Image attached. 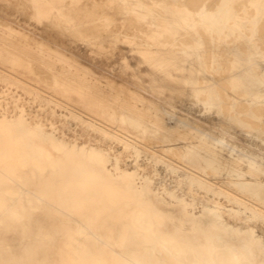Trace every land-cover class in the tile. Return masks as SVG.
Here are the masks:
<instances>
[{"label":"rangeland","instance_id":"obj_1","mask_svg":"<svg viewBox=\"0 0 264 264\" xmlns=\"http://www.w3.org/2000/svg\"><path fill=\"white\" fill-rule=\"evenodd\" d=\"M35 1L0 0V20L2 21H0V30L3 31L0 32V53L13 57L17 61L13 60L11 64L0 57V97H2L0 98V117L4 114L6 115L7 112L10 115L15 113L13 109L11 110L14 106L16 109H26L25 118L30 124H35L38 121L37 114H39L44 122H52L60 132L66 130L68 132L67 141L74 142L76 140L79 143L97 145V147L106 152L108 154L106 166L109 173L102 167V163L99 160H89L84 156L76 155L71 152L70 146L67 144L60 148L56 147L53 145V140L39 136L35 131H31L22 125H17L15 122H10L5 127L0 128V162L2 164L0 176L8 172V168L4 167V164L23 163L25 166L23 168L20 167L18 172L24 177L27 176L25 178L30 189L38 192L36 194L41 197V201L37 202L32 191H21L18 186L14 187L15 192H18L12 195L6 193L2 189L3 187L0 189V200L2 199L8 205H12L19 215L24 216L21 219L16 218L8 211H2V206L0 205V264H38L39 262L43 264H130L129 262L132 259L136 260L138 264H158L160 261L163 264H218L216 261L217 248L213 241L215 239H219L225 246L232 249L234 264H264V209H261L264 208V129H262L264 128V115L261 118L260 113H257V111H260L264 114V65L262 64L264 58H261L264 55V0H258L259 2L256 1L254 2L255 4L252 2L253 0H224L223 2L221 0H179L180 2L178 0H172V2L170 0L167 2L160 0L161 3L155 2L158 0H151L159 6L156 4L152 5L149 0H146L147 2L145 0H94L95 2L93 0H38L40 2L38 6ZM70 1L73 2L71 3ZM163 1L166 2V5H177V11L174 8L175 6H168L165 10L166 5L162 3ZM134 2L137 3L136 6L131 4ZM140 2L145 3L140 5ZM170 2L172 4H169ZM247 2L254 5H250ZM79 3L80 5H78ZM246 3L252 8L247 7ZM202 4L203 6H201ZM193 5L195 6L194 9ZM199 7L202 8L198 9ZM212 7L215 11H212ZM236 7L237 9H235ZM187 8L191 9L190 12H188L189 10L186 11ZM225 8L226 10L223 12ZM87 9L88 11H86ZM147 9H149V12H147ZM202 9L204 11H201ZM220 9L222 12H219ZM254 9L255 12L253 13L256 15L251 13ZM242 10H245L244 14H247L246 16L244 14L241 15ZM196 11L200 15L195 13ZM81 12H84V14ZM146 13L147 15H145ZM150 13H153V15L151 16ZM202 13L207 15L205 16L206 18L202 16ZM237 13H240L238 19L241 18V21L234 17L238 15ZM171 14H174V17L178 16L179 22L176 21L177 19L173 15L171 17ZM159 15L164 17V19ZM250 15L253 16L251 17ZM158 16L159 18H157ZM222 16L227 17L223 20ZM166 17L169 19H166ZM194 17H198L200 20L197 21L198 19ZM229 18L233 20L229 21ZM158 19L166 20L159 22ZM170 19L175 23L172 20L170 21ZM234 19L237 21L235 22ZM44 20L47 21V24ZM181 20L182 22L185 21V25ZM169 21L171 25L168 23ZM193 21L197 22L196 24L198 25H196L197 28L195 29ZM223 21L225 24L222 23ZM98 22L102 23V26L105 24L103 28L105 27L104 29L106 30H103ZM165 23L170 26H167V24L163 26ZM127 24L128 26H126ZM174 24H176L175 27L173 26ZM243 24L244 26H242ZM209 25L212 27H209L210 30L206 32L208 28L205 29L204 26L207 27ZM217 25L222 26H219V29ZM233 26L236 28H233ZM85 27L86 30L83 29ZM199 27H203V29ZM229 28L233 32H230ZM6 29L7 31H5ZM110 29L111 31H109ZM200 29L203 31L201 32ZM212 29L215 30L213 31ZM8 30L13 32L11 31L10 33ZM183 30H185V33H183ZM191 30H194L197 35L193 32L190 33ZM234 30L238 31L235 32ZM242 30H245V32L248 30L247 34ZM204 31L206 34L213 31L216 36H213V32L206 35ZM15 33L21 35L16 34L15 36ZM221 33L224 36L227 33L229 35L224 38ZM4 34L8 36L6 37ZM166 34L168 35L165 36ZM177 34L181 36L179 37ZM187 34H191L189 36L192 39L194 36L197 38L193 39L195 41L190 40L189 37L187 38ZM198 34L203 40L199 39ZM211 34L214 38L210 36ZM234 34L238 37L236 38ZM169 35H175L176 37L172 36L174 39H171L172 37ZM217 36L219 37L218 39ZM10 37L12 40L9 39ZM119 37L125 38V40L119 39ZM227 37H230L232 41L228 40ZM163 38L164 42L162 41ZM183 38L185 42H182L184 41ZM198 39L199 42H197ZM205 40L209 41L205 42ZM254 40H256L257 44ZM219 43L220 45H218ZM169 44H175V46H168ZM179 44H182L185 48L187 46L189 50L179 46ZM208 44L213 45L209 47ZM190 45L194 50H192ZM143 46L145 49H143ZM176 46L178 48L183 47L184 50L181 48L179 50ZM30 47H33V49ZM242 47H246L243 53L241 51ZM41 49L45 50V53ZM52 49V53L58 50L55 52L59 54H50ZM134 51L136 56L133 54ZM226 52H228V55L230 53V55L234 56L229 55L228 57ZM192 53H197V61L190 64L185 59ZM44 54L48 57H44L43 60ZM63 54L66 55L64 56ZM138 55L141 56L139 57ZM50 58L54 59V62ZM258 59H261V61H257ZM69 61L71 66L67 65ZM210 61L215 62L209 64ZM229 61L234 64L229 63ZM258 62H262V65H259ZM77 65L78 67H75ZM208 65H211L214 69ZM248 65L250 66L247 67ZM73 66L75 69L72 68ZM174 66L175 68H173ZM189 66H192L194 71H188L187 68ZM137 67L140 68L138 69ZM143 67L145 69L148 67V69L145 70ZM259 67L260 71H258ZM30 68L32 71L29 70ZM59 68L62 69L60 70ZM227 68L232 71L230 72L229 70L228 72ZM80 69L83 72H79ZM44 70H46V73ZM211 70L213 76L211 75ZM12 71L16 72V74ZM173 71H175L174 74ZM171 74L173 75L171 76ZM183 74L184 76H182ZM10 75L11 77L14 76V78L12 77L11 79ZM255 75L257 77L261 76L257 78ZM198 77L201 81H199ZM52 78L55 79L53 80ZM249 78L257 80L258 85H250L248 83ZM24 80L26 81L25 84H27L26 87L23 85ZM167 80L169 83H167ZM216 80L217 82H215ZM242 80L245 81V86ZM33 88H37L35 92ZM174 88L175 91H173ZM260 88L263 89L260 91ZM228 89H230V92H228ZM233 89L234 92H237L234 93ZM158 92H161L158 94L159 96L156 95ZM259 92L263 93V95H260ZM224 95L228 98H224ZM248 95H250L249 99ZM235 96L238 99L245 97L242 98L243 100L237 101ZM133 97L135 98L133 99ZM62 104L64 105L63 107ZM236 104L238 105L236 106ZM151 105L160 109L156 108L155 110L153 109L155 107ZM88 106H97L100 109V115L104 117L103 119L107 123L105 124V121L101 122V120L96 123L93 119H88L92 113L84 110L86 111L85 113H89L85 114L82 111L84 107ZM8 107L11 108L8 109ZM245 107L249 110L247 111ZM235 109L240 111L238 112ZM106 110L109 115L105 113ZM244 111L245 114L243 113ZM23 128L26 132H24ZM45 128L46 131H51L47 126ZM107 128V131L110 130L109 132L113 131L114 133L105 134L104 130ZM120 135L123 138H120L122 137ZM56 137L62 138L60 133H56ZM118 137L123 141L119 140ZM130 140L133 141L131 142ZM125 142L139 148L138 156L131 146L125 145ZM158 149L164 151L165 154L160 150L158 151ZM116 157L119 158V165L122 169L134 170L135 174L128 177L127 174L117 173V178L110 175L116 172L114 168L116 167ZM50 162L54 163V166L49 165ZM187 162L194 165L196 169H189L186 166ZM222 164L223 166L220 167ZM192 174L199 180H203L205 185L192 184L187 178ZM210 174L213 175L212 178ZM129 181L133 182L131 188H128L127 185ZM209 181L212 186L208 184ZM214 181L218 184H215ZM7 186H11V184ZM113 186L120 188L122 193L115 194L114 190H112ZM220 187L221 190H219ZM220 191H222V194ZM125 199H128V203L125 202ZM138 207L146 209L149 213L148 228L141 227L138 223L132 221L131 214ZM209 207L215 208L216 212ZM25 210L28 213H25ZM169 212L175 214L176 217L172 219L167 217ZM218 214H222L231 226L221 222ZM156 215L161 218V222L156 218ZM176 220H180L182 224ZM250 221L251 223H249ZM79 223L84 224V232L80 231ZM146 232H153L154 234L166 232L178 238L189 246L196 261H188L186 254L181 250H176L174 253L172 251L166 252L162 242L144 240L141 233ZM77 242H80L81 245L77 244ZM166 244H170V242L167 241ZM75 255L77 260L73 261L72 257Z\"/></svg>","mask_w":264,"mask_h":264},{"label":"bare ground","instance_id":"obj_2","mask_svg":"<svg viewBox=\"0 0 264 264\" xmlns=\"http://www.w3.org/2000/svg\"><path fill=\"white\" fill-rule=\"evenodd\" d=\"M21 1V0H20ZM64 1V0H63ZM94 1V0H93ZM116 1V0H115ZM146 1V0H145ZM162 1V0H161ZM164 1H168V0H164ZM162 2V3H166V2ZM171 2H172V0H170ZM179 1V0H178ZM184 1V0H183ZM222 2L224 1V0H221ZM250 1V0H249ZM252 1V0H251ZM256 1H258V0H253L252 2L254 3V2H256ZM67 2V1H66ZM71 3L73 2V1H70ZM95 2V1H94ZM103 2V1H102ZM147 2V1H146ZM149 2H152L151 0H149ZM155 2H157V3H159L160 2V0H158V1H155ZM169 3V4H172V3ZM180 2V1H179ZM178 2V3H179ZM199 2V1H198ZM218 2V1H217ZM236 2V1H235ZM234 2V3H235ZM259 2V1H258ZM264 2V1H263ZM35 3H36V5L38 6L39 4H40V2L38 1V0H36L35 1ZM78 3V2H77ZM86 3V2H85ZM121 3V2H120ZM124 3V2H123ZM144 3L145 2H140V5L141 4H143L144 5ZM161 3V2H160ZM183 4H186L185 2H182ZM182 3H180V4H182ZM200 3V2H199ZM221 3V2H220ZM220 3H218V5H220ZM248 4L250 3V2H247ZM247 3H246V5H247ZM24 4V3H23ZM26 4H27V2H26ZM76 4V3H75ZM95 4V3H94ZM103 4H105V3H103ZM131 4H135L134 6H136V4L137 3H131ZM130 4V5H131ZM154 4H156V3H153L152 2V5H154ZM168 4V3H167ZM173 4H174V2H173ZM182 4V5H183ZM188 4V3H187ZM255 4V3H254ZM254 4H251L250 3V5H254ZM18 5H20V4H18ZM30 5V4H29ZM29 5H27V6H29ZM33 5V4H32ZM78 5H80V3L78 4ZM77 5V6H78ZM92 6H93V4H91ZM100 5V4H99ZM122 5V4H121ZM148 6H149V4H147ZM151 4H150V6L151 7H154V6H152ZM157 6H159L158 4H156ZM166 5V4H165ZM189 5V4H188ZM188 5H186V6H188ZM190 5H191V2H190ZM189 5V6H190ZM222 5H223V3H222ZM221 5V6H222ZM234 6H235V4H233ZM237 5V4H236ZM86 6V5H85ZM85 6H84V8H85ZM106 6V5H105ZM139 6V5H138ZM167 6V7H166ZM165 6V10H166V8H168V6H172V5H166ZM175 6V7H174ZM176 6L177 5H173L172 7H174L175 8V10H176ZM179 6V5H178ZM184 6V5H183ZM188 6V7H189ZM194 6V5H193ZM193 6H191V7H193ZM201 6H203V4L201 5ZM233 6V7H234ZM239 6V5H238ZM244 6V5H243ZM17 7V6H16ZM35 7V6H34ZM88 7V6H87ZM91 7V6H90ZM89 7V8H90ZM104 7V6H103ZM129 7V6H128ZM143 7V6H142ZM146 7V6H145ZM162 7V6H161ZM160 7V9H162V8H164V7H162L161 8ZM190 7V8H191ZM247 7H249L248 5H247ZM261 7V6H260ZM260 7H258V8H260ZM13 8H15V7H13ZM19 8V7H18ZM31 8V7H30ZM159 8V7H158ZM177 8H179V7H177ZM181 8H183L182 6H181ZM180 8V9H181ZM184 8H186V7H184ZM195 8V6L193 7V9ZM200 8H202V7H199L198 9H200ZM210 8V7H209ZM214 8H215V6H214ZM227 8V7H226ZM226 8L224 9V11L223 12H225V10H226ZM250 9L252 8V7H249ZM248 8V9H249ZM74 9V8H73ZM72 9V10H73ZM81 9V8H80ZM93 9H94V7H93ZM140 9H142V8H140ZM154 9H155V7H154ZM157 9V8H156ZM172 9V8H171ZM180 9H178V10H180ZM235 9H237V7L235 8ZM247 9V10H248ZM1 10V9H0ZM31 10H33V9H31ZM82 10V9H81ZM92 10V9H91ZM102 10V9H101ZM148 10V11H147ZM146 11L147 12H149V9H147ZM165 10H163L165 13H167ZM168 10V9H167ZM182 10V9H181ZM189 10V11H188ZM190 10L191 9H186V11H188V12H190ZM206 10V9H205ZM211 10V9H210ZM222 10H223V8H222ZM230 10V9H229ZM240 10H241V8H240ZM260 10V9H259ZM75 11H76V9H75ZM78 11V10H77ZM83 11V10H82ZM86 11H88V9L86 10ZM92 11H95V10H92ZM91 11V12H92ZM106 11H108V10H106ZM162 11V12H163ZM177 11V10H176ZM185 11V10H184ZM195 11V10H194ZM200 11V10H199ZM201 11H204L203 9L201 10ZM212 11H215L214 9H213V7H212ZM211 11V12H212ZM218 11V10H217ZM221 11V9L219 10V12ZM232 11V10H231ZM243 11V10H242ZM98 12V11H97ZM102 12V11H101ZM153 12H155V11H153ZM161 12V13H162ZM163 12V13H164ZM182 12H183V10H182ZM206 12V11H205ZM209 12V11H208ZM208 12H207V14H208ZM222 12V11H221ZM237 12V11H236ZM244 12H245V10L242 12V14L241 15H243L244 14ZM247 12V11H246ZM249 12H251V11H249ZM253 12H255V9L251 12L253 15L255 14V13H253ZM257 12H259V11H257ZM81 13H83L84 14V12H81ZM93 13H95V12H93ZM99 13V12H98ZM162 13V14H163ZM171 13H173V12H171ZM195 13H197V14H199L200 15V13H198L197 11L195 12ZM232 13V12H231ZM230 13V14H231ZM241 13V12H240ZM240 13H237L238 15L237 16H234V17H236L237 19L240 17L239 15H240ZM251 13H248V14H251ZM168 14V13H167ZM174 14H176V13H174ZM174 14H171V17H172V15H173V17H174ZM189 14H191V13H189ZM196 14V15H197ZM203 14H205V13H202V16H207V15H203ZM220 14V13H219ZM72 15V14H71ZM91 15V14H90ZM105 15H106V13H105ZM128 15V14H127ZM145 15H147V13L145 14ZM150 15L152 16L153 15V13H150ZM165 15V14H164ZM199 15H197V16H199ZM245 15V14H244ZM247 15V14H246ZM245 15V16H246ZM252 15V16H253ZM256 15V14H255ZM104 16V15H103ZM129 16V15H128ZM148 16H149V14H148ZM160 16V15H159ZM159 16L157 17V18H159ZM194 16V15H193ZM212 16H214V15H212ZM220 16V15H219ZM239 16V17H238ZM245 16H244V18H245ZM251 16V15H250ZM251 16V17H252ZM142 17V16H141ZM161 18H163L164 19V17H162V16H160ZM176 17V16H175ZM174 17V18H175ZM178 17V16H177ZM177 17H176V19H177ZM201 17V16H200ZM223 17V16H222ZM225 17H227V16H225ZM225 17H223L222 19L224 20V18ZM233 17V16H232ZM248 17V16H247ZM263 17H264V14H263ZM152 18V17H151ZM194 18H197L198 19V17H194ZM206 18V17H205ZM204 18V19H205ZM208 18H209V16H208ZM211 18V17H210ZM213 18V17H212ZM250 18V17H249ZM258 18H260V17H258ZM81 19V18H80ZM84 19V18H83ZM95 19H97V18H95ZM153 19V18H152ZM155 19H156V17H155ZM162 19V20H163ZM166 19H169V18H167L166 17ZM165 19V20H166ZM175 19V20H176ZM181 19V18H180ZM204 19H202V20H204ZM217 19V18H216ZM220 19V18H219ZM246 20H247V18H245ZM261 19V18H260ZM161 19H158V21L159 22H161L162 21ZM164 20V21H165ZM172 19H170V21H171ZM174 20V21H175ZM183 20V19H182ZM182 20H181V22H182ZM200 19H198L197 21H199ZM215 20V19H214ZM229 21L231 20H233V19H228ZM235 20V19H234ZM238 20H240L241 21V18L240 19H238ZM1 21V20H0ZM6 21V20H5ZM8 21V20H7ZM45 21V20H44ZM105 21V20H104ZM164 21H162V22H164ZM168 22V23H170V25H171V22ZM177 22H179V20L177 19L176 20ZM217 21V20H216ZM222 21V20H221ZM237 20H235V22H236ZM243 21V20H242ZM248 21V20H247ZM247 21H245V22H247ZM250 21V20H249ZM261 21H262V19H261ZM260 21V22H261ZM2 22V21H1ZM46 22V24H47V21H45ZM101 22V21H100ZM100 22H98V23H100ZM107 22V21H106ZM167 22V21H166ZM172 22H173V20H172ZM185 21H183L182 23H184ZM190 22V21H189ZM194 22V21H193ZM192 22V23H193ZM203 22V21H202ZM204 22H206V21H204ZM227 22V21H226ZM235 22H231V23H235ZM258 22V21H257ZM259 22V23H260ZM36 23V22H35ZM42 23H44V22H42ZM50 23H52V22H50ZM97 23V22H96ZM118 23V22H117ZM168 23H165V25H163V26H166V24H167V26L169 25ZM173 23H175V22H173ZM172 23V24H173ZM182 23H180L181 24V26H183L184 27V25H185V23H184V25L182 24ZM197 23V22H196ZM195 22H194V24H195V27H194V29L195 28H197L196 27V24ZM212 23V22H211ZM222 23H224V21L222 22ZM101 25L100 26H102V23H100ZM113 24V23H112ZM111 24V26H113ZM133 24V23H132ZM131 24V25H132ZM136 24H137V22H136ZM143 24V23H142ZM179 24V23H178ZM177 24V25H178ZM206 24H208V23H206ZM205 24V25H206ZM210 24V23H209ZM225 24V23H224ZM230 26H231V24L230 23H228ZM240 24H241V22H240ZM253 24V23H252ZM12 25V24H11ZM39 25V24H38ZM44 25V24H43ZM50 25V24H49ZM94 25V24H93ZM96 25V24H95ZM105 25V24H104ZM103 25V26H104ZM110 25V24H109ZM141 25V24H140ZM169 25V26H170ZM175 25L176 24H174L173 26L175 27ZM189 25H190V23H189ZM214 25V24H213ZM98 26V25H97ZM103 26H102V28H103ZM126 26H128V24L126 25ZM135 26V25H134ZM138 26V25H137ZM136 26V27H137ZM145 26V25H144ZM158 26V25H157ZM163 26H162V28H163ZM172 26V27H173ZM186 26H187V21H186ZM192 26V25H191ZM191 26H189V27H191ZM194 26V25H193ZM198 26V25H197ZM202 26V25H201ZM215 26V25H214ZM218 26V25H217ZM217 26H216V28H217ZM219 26H222V25H219ZM218 26V27H219ZM226 26H228V25H226ZM225 26V27H226ZM235 26V25H234ZM233 26V28H236V27H234ZM242 26H244V24L242 25ZM255 26V25H254ZM61 27V26H60ZM83 27V26H82ZM133 27V26H132ZM205 27V29L206 28H208V29H206V32H207V30L209 31L210 29H209V27H212L211 25H209V26H204ZM50 28V27H49ZM52 28V27H51ZM63 28V27H62ZM105 28V27H104ZM103 28V30H106V29H104ZM117 28V27H116ZM134 28V27H133ZM148 28V27H147ZM169 28H171V27H169ZM168 28V29H169ZM185 28V27H184ZM183 28V29H184ZM199 28H201V29H203V27H199ZM222 28V27H221ZM243 28V27H242ZM47 29V28H46ZM84 30H86V27L85 28H83ZM88 29V28H87ZM98 29V28H97ZM97 29H95V30H97ZM112 29V28H111ZM111 29L109 30V31H111ZM149 29V28H148ZM174 29V28H173ZM193 29V28H192ZM200 29V30H201ZM218 29V28H217ZM219 29H220V27H219ZM223 29V28H222ZM230 29V28H229ZM256 29V28H255ZM4 30V29H3ZM51 30V29H50ZM53 30V29H52ZM54 30H55V28H54ZM93 30V29H92ZM100 30L102 31V29H101V27H100ZM100 30H99V32H100ZM113 30V29H112ZM144 30V29H143ZM145 30H146V28H145ZM150 30V29H149ZM190 30V29H189ZM213 30V29H212ZM215 30V29H214ZM213 30V31H214ZM225 30V29H224ZM231 31L230 32H233L232 31V29H230ZM5 31H7V29L5 30ZM4 31V32H5ZM9 31V30H8ZM12 31V30H11ZM11 31H9L10 33H11ZM62 31H63V29H62ZM79 31V30H78ZM90 31V30H89ZM147 31V30H146ZM171 31V30H170ZM169 31V32H170ZM184 32L183 33H185V30H183ZM203 30H201V32H202ZM213 31H210V32H213ZM235 31V30H234ZM238 30H236L235 32H237ZM244 33H246L247 34V31L245 32V30H242ZM0 32H3V31H1L0 30ZM13 32V31H12ZM58 32V31H57ZM87 32V31H86ZM108 32V31H107ZM112 32H114V31H112ZM111 32V33H112ZM115 32H116V30H115ZM144 32V31H143ZM169 32H167V33H169ZM175 32V31H174ZM191 32H195L194 30H191L190 31V33ZM196 32H198V31H196ZM206 32L204 31V33L206 34ZM210 32H208L207 34L209 35V33ZM222 32L224 33V31L222 30ZM75 33V32H74ZM77 33V32H76ZM95 33V32H94ZM110 33V32H109ZM131 33H132V31H131ZM139 33H140V31H139ZM181 33H182V31H181ZM193 33H192V35H193ZM223 33H221V35L223 34ZM228 33H229V31H228ZM227 33V35H229ZM244 33H243V35H244ZM250 33V32H249ZM16 34L17 33H15V36H16ZM19 34V33H18ZM17 34V35H18ZM67 34V33H66ZM81 34V33H80ZM83 34V33H82ZM89 34V33H88ZM100 34V33H99ZM108 34V33H107ZM138 34V33H137ZM172 34V33H171ZM195 35H197L196 33H194ZM203 34V33H202ZM206 34V35H207ZM213 34H214V32H213ZM216 34V33H215ZM213 35V36H216V35ZM5 35V34H4ZM19 35H21V34H19ZM69 35V34H68ZM118 35V34H117ZM131 35V34H130ZM133 35V34H132ZM168 34H166L165 36H167ZM176 35V34H175ZM174 35V36H175ZM184 35H186V34H184ZM188 36H187V38L189 37H191V36H189V35H191V34H187ZM199 35V34H198ZM219 35V34H218ZM226 35V36H227ZM235 35V37L237 38L238 36H236V34H234ZM239 35V34H238ZM6 36V35H5ZM8 36V35H7ZM6 36V37H7ZM14 36V37H15ZM27 36V35H26ZM70 36H71V34H70ZM69 36V37H70ZM83 36V35H82ZM105 36H107V35H105ZM164 36V37H165ZM169 36H171V35H169ZM173 36V35H172ZM171 36V37H172ZM173 36V37H174ZM177 36H179L178 34H177ZM181 36V35H180ZM179 36V37H180ZM202 36V35H201ZM211 37H213L212 36V34L210 35ZM226 36H224V34H223V36L222 37H226ZM240 36H241V34H240ZM239 36V37H240ZM127 37V36H126ZM141 37H145V36H141ZM152 37V36H151ZM162 37H163V33H162ZM161 37V38H162ZM170 37V38H171ZM171 38V39H174V38ZM184 37V36H183ZM193 37V36H192ZM199 37H200V35H199ZM17 38V37H16ZM21 38V37H20ZM52 38H53V36H52ZM92 38V37H91ZM114 38V37H113ZM118 38V37H117ZM129 38V37H128ZM150 38V37H149ZM156 38V37H155ZM158 38V37H157ZM159 38H160V36H159ZM182 38V37H181ZM195 38H197V37H193V39H195ZM206 38V37H205ZM204 38V39H205ZM214 38V37H213ZM216 38V37H215ZM219 37L217 36V39H218ZM228 38V37H227ZM9 39H11V37L9 38ZM18 39V38H17ZM119 39H123V40H125V38H120L119 37ZM138 39V38H137ZM177 39V38H176ZM178 39H180V38H178ZM184 39V38H183ZM182 39V40H183ZM192 38H190V40H193ZM199 39H201V40H203L201 37L199 38ZM199 39H198V41L197 42H199ZM208 39H209V36H208ZM221 39V38H220ZM230 39V37L228 38V40ZM239 39H241V38H239ZM238 39V40H239ZM243 39V38H242ZM253 39V38H252ZM7 40H8V38H7ZM12 40V39H11ZM24 40V39H23ZM29 40V39H28ZM144 40V39H143ZM161 40V39H160ZM181 40V39H180ZM179 40V41H180ZM210 40H214V39H210ZM222 40H224V39H222ZM231 41H232V39H230ZM27 41V40H26ZM127 41V40H126ZM136 42H138L137 40H135ZM163 42H164V38H163V40H162ZM187 41V40H186ZM193 41H195V40H193ZM207 40H205V42H206ZM209 41V40H208ZM207 41V42H208ZM225 41H227V39H225ZM256 40H254V42H255ZM24 42V41H23ZM116 42V41H115ZM128 42V41H127ZM126 42V43H127ZM161 42V41H160ZM172 42V41H171ZM170 42V43H171ZM178 42V41H177ZM182 42H185V39H184V41H182ZM203 42V41H202ZM17 43V42H16ZM26 43V42H25ZM40 43V42H39ZM53 43H55V42H53ZM109 43V42H108ZM108 43H107V45H108ZM113 43V42H112ZM166 44H168L167 42H165ZM179 43V42H178ZM180 43H181V41H180ZM210 43H211V41H210ZM250 43V42H249ZM256 43V42H255ZM1 44V43H0ZM106 44V43H105ZM183 44V43H182ZM180 45L179 44V46H183V45ZM189 44V43H188ZM187 44V45H188ZM214 44V43H213ZM213 44H208V46L210 47V46H212ZM257 44V43H256ZM43 45H44V43H43ZM94 45H95V43H94ZM93 45V46H94ZM102 45V44H101ZM138 45H139V43H138ZM165 45V44H164ZM163 45V46H164ZM185 45H186V43H185ZM218 45H220V43L218 44ZM258 45H259V43H258ZM24 46H26L25 44H24ZM35 46H37V45H35ZM39 46H40V44H39ZM109 46V45H108ZM133 46H134V44H133ZM147 46V45H146ZM162 46V45H161ZM167 46V45H166ZM165 46V47H166ZM168 46H175V44L173 45H168ZM191 46V45H190ZM205 46H206V44H205ZM234 46V45H233ZM245 46V45H244ZM45 47V46H44ZM58 47V46H57ZM91 47H92V45H91ZM96 47V46H95ZM94 47V48H95ZM98 47H100V46H98ZM136 47V46H135ZM144 47V46H143ZM157 47V46H156ZM177 47V46H176ZM184 48H185V46H183ZM183 47L181 48V47H179V48H181V49H183ZM192 47V46H191ZM199 47V46H198ZM220 47V46H219ZM224 47V46H223ZM236 47H238V46H236ZM30 48H32L33 49V47H30ZM29 48V49H30ZM35 48H37V47H35ZM34 48V50L35 51H37V49H35ZM49 48V47H48ZM93 48V47H92ZM106 48V47H105ZM110 48H111V46H110ZM148 48V47H147ZM162 48V47H161ZM178 48V47H177ZM178 48V49H179ZM203 48H205V47H203ZM232 48V47H231ZM235 48V47H234ZM240 48V47H239ZM243 48V47H242ZM244 48H246V47H244ZM244 48L243 49H241V51H242V53H243V50H244ZM264 48V47H263ZM31 49V50H32ZM43 49V48H42ZM41 49V50H42ZM51 49V48H50ZM62 49V48H61ZM96 49V48H95ZM98 49H101V48H98ZM104 49V48H103ZM113 49V48H112ZM128 49V48H127ZM132 49V48H131ZM139 49H140V47H139ZM143 49H145V47L143 48ZM173 49V48H172ZM174 49H175V47H174ZM185 49H187V50H189L188 48H187V46H186V48ZM198 49V48H197ZM238 49V48H237ZM236 49V50H237ZM262 49V48H261ZM1 50V49H0ZM55 50V49H54ZM63 50V49H62ZM141 50V49H140ZM180 50V49H179ZM184 50V49H183ZM186 50V51H187ZM192 50H194L193 49V47H192ZM205 50H206V48H205ZM215 50V49H214ZM226 50V49H225ZM230 50V49H229ZM234 50V49H233ZM42 51H44L43 53H45V50H42ZM41 51V52H42ZM47 51V50H46ZM52 51H53V49L50 51L51 53L50 54H53V53H58V52H55V51H58V50H55L53 53H52ZM64 51V50H63ZM142 51H144V50H142ZM154 51V50H153ZM152 51V52H153ZM175 51V50H174ZM208 51V50H207ZM213 51V50H212ZM232 51V50H231ZM239 51V50H238ZM238 51H236V52H238ZM241 51H240V53H241ZM245 51V50H244ZM249 51V50H248ZM32 52V51H31ZM40 52V53H41ZM97 52V51H96ZM101 52H102V50H101ZM130 52V51H129ZM136 52H138V51H136ZM146 52V51H145ZM148 52H149V50H148ZM151 52V51H150ZM189 52H191V51H189ZM214 52H216V51H214ZM8 53V52H7ZM42 53V54H43ZM48 53H49V50H48ZM135 53V51L133 52V54ZM142 55H143V53L142 52H140ZM139 53V54H140ZM200 53V52H199ZM213 53V52H212ZM211 53V54H212ZM227 53V55H228V52H226ZM241 53V54H242ZM9 54V53H8ZM59 54V53H58ZM57 54V55H58ZM131 54H132V52H131ZM137 54V53H136ZM147 54V53H146ZM233 54V53H232ZM238 54V53H237ZM236 54V55H237ZM245 54V53H244ZM263 54H264V52H263ZM16 55V54H15ZM45 55V54H44ZM61 55H62V53H61ZM64 55V54H63ZM66 55V54H65ZM64 55V56H65ZM130 55V54H129ZM135 55V54H134ZM144 55H145V53H144ZM150 55H152V54H150ZM216 55V54H215ZM229 55H230V53H229ZM229 55H228V57H229ZM235 55V56H236ZM20 56V55H19ZM18 56V57H19ZM50 57H51V55H49ZM54 56V55H53ZM56 56V55H55ZM54 56V57H55ZM63 56V57H64ZM136 56V55H135ZM139 56V55H138ZM141 56V55H140ZM139 56V57H140ZM146 56V55H145ZM147 56H149V55H147ZM203 56V55H202ZM224 56V55H223ZM230 56H234V55H230ZM246 56V55H245ZM264 56V55H263ZM263 56H261V58L263 59L264 57ZM0 57H1V59L2 60H6V61H9L10 63L14 60V61H16V59L15 58H13V57H10V56H6V55H3V54H1L0 53ZM18 57H17V59H18ZM44 57H48V56H43V60H44ZM56 57H58V56H56ZM61 57V56H60ZM70 57V56H69ZM69 57H67V58H69ZM108 57V56H107ZM241 57V56H240ZM52 58V57H51ZM50 58V59H51ZM149 58V57H148ZM151 58V57H150ZM204 58H205V56H204ZM212 58V57H211ZM214 58V57H213ZM215 58H216V56H215ZM242 58V57H241ZM246 58V57H245ZM248 58V57H247ZM253 58V57H252ZM29 59V58H28ZM36 59V58H35ZM63 59V58H62ZM62 59H61V61H62ZM110 59V58H109ZM208 59V58H207ZM206 59V60H207ZM209 59H210V57H209ZM46 60V59H45ZM51 60H53V62H54V59H51ZM58 60H59V58H58ZM65 60H67V59H65ZM108 60V59H107ZM134 60V59H133ZM155 60V59H154ZM204 60V59H203ZM211 60V59H210ZM213 60H215V59H213ZM245 60V59H244ZM248 60V59H247ZM264 60V59H263ZM20 62H21V60H19ZM60 61V60H59ZM64 61V60H63ZM72 61V60H71ZM156 61V60H155ZM166 61H168V60H166ZM185 61L187 62V63H190V64H193V63H195L196 61H197V53H192V54H189V56L185 59ZM208 61V60H207ZM246 61V60H245ZM245 61H243V62H245ZM257 61H261V59L259 60H257ZM17 62V61H16ZM57 62V61H56ZM64 62H66V61H64ZM64 62H63V64H64ZM76 62V61H75ZM147 62V61H146ZM212 62H215V61H210L209 62V64H211ZM217 62V61H216ZM263 62V61H262ZM261 62V63H262ZM25 63V62H24ZM50 63V62H49ZM58 63H60V62H58ZM74 63V62H73ZM205 63V62H204ZM208 63V62H207ZM224 63V62H223ZM229 63H233V62H230L229 61ZM250 63V62H249ZM259 63V62H258ZM261 63H259V65H264V62L261 64ZM12 64V63H11ZM21 64V63H20ZM30 64H31V62H30ZM65 64H67V63H65ZM88 64V63H87ZM91 64V63H90ZM138 64H140V63H138ZM149 64V63H148ZM215 64V63H214ZM234 64V63H233ZM240 64V63H239ZM245 64V63H244ZM244 64H242V65H244ZM1 65V64H0ZM14 65H16V64H14ZM32 65V64H31ZM55 65V64H54ZM67 65H69V66H71L70 65V61H69V64H67ZM76 65V64H75ZM169 65V64H168ZM196 65V64H195ZM207 65V64H206ZM222 65V64H221ZM237 65V64H236ZM20 66V65H19ZM25 66V65H24ZM40 66V65H39ZM60 66V65H59ZM62 66V65H61ZM81 66V65H80ZM87 66V65H86ZM145 66V65H144ZM150 66V65H149ZM157 66H159V65H157ZM163 66H165V65H163ZM163 66H162V68H163ZM208 66H211V65H208ZM228 66V65H227ZM231 66V65H230ZM245 66V65H244ZM250 65H248L247 67H249ZM26 67V66H25ZM25 67H24V69H25ZM29 67H30V65H29ZM41 68H42V66H40ZM64 67V66H63ZM62 67V68H63ZM75 67H78V65L77 66H75ZM94 67V66H93ZM167 67V66H166ZM212 67V66H211ZM222 67V66H221ZM234 67V66H233ZM246 67V68H247ZM5 68V67H4ZM28 68V67H27ZM39 68V67H38ZM46 68V67H45ZM50 68V67H49ZM48 68V69H49ZM62 68H59L60 70L62 69ZM72 68H74V66L72 67ZM81 68V67H80ZM138 69L140 68V67H137ZM144 69H145V67H143ZM173 68H175V66L173 67ZM172 68V69H173ZM182 68V67H181ZM180 68V69H181ZM207 68V67H206ZM213 68V67H212ZM229 68V67H228ZM228 68H227V70H228ZM257 68V67H256ZM3 69V68H2ZM33 69V68H32ZM65 69V68H64ZM75 69V68H74ZM79 69V68H78ZM137 69V70H138ZM147 69H148V67H147ZM147 69H145V70H147ZM159 69V68H158ZM166 69V68H165ZM164 69V70H165ZM197 69V68H196ZM214 69V68H213ZM226 69V68H225ZM258 69V68H257ZM256 69V70H257ZM30 71H32L31 70V68L29 69ZM36 70H38L37 68H36ZM50 70H51V68H50ZM53 70V69H52ZM65 70H67V69H65ZM81 70V69H80ZM79 70V72H83L82 70L80 71ZM84 70V69H83ZM85 70H86V68H85ZM84 70V71H85ZM141 70V69H140ZM179 70V69H178ZM181 70H183V69H181ZM187 70L188 71H190V72H192V71H194V68L192 67V66H189V68H187ZM210 70V69H209ZM222 70V69H221ZM226 70V71H227ZM230 70V69H229ZM229 70H228V72H229ZM253 70V69H252ZM6 71H7V68H6ZM39 71H41V70H39ZM45 71V73H46V70H44ZM64 71V70H63ZM69 71V70H68ZM76 71H77V69H76ZM75 71V72H76ZM88 71V70H87ZM144 71V70H143ZM165 71H167V70H165ZM164 71V72H165ZM172 71V70H171ZM170 71V72H171ZM232 70H230V72H231ZM258 71H260V67H259V70ZM4 72V71H3ZM12 72H14V71H12ZM36 72V71H35ZM65 72V71H64ZM147 72V71H146ZM5 73V72H4ZM10 73H11V70H10ZM9 73V74H10ZM15 74H16V72H14ZM18 73V72H17ZM41 73V72H40ZM43 73V72H42ZM48 73H49V71H48ZM47 73V74H48ZM73 73V72H72ZM77 73V72H76ZM150 73H151V71H150ZM172 73V72H171ZM175 73V71H173V74ZM178 73V72H177ZM235 73V72H234ZM254 73V72H253ZM264 73V72H263ZM8 74V75H9ZM36 74V73H35ZM44 74V73H43ZM68 74V73H67ZM75 74V73H74ZM146 74V73H145ZM162 74V73H161ZM164 74V73H163ZM173 74H171V76L173 75ZM213 74H214V72H213ZM233 74V73H232ZM2 75V74H1ZM6 75V74H5ZM37 75V74H36ZM49 75V74H48ZM47 75V76H48ZM70 75V74H69ZM78 75V74H77ZM86 75H88V74H86ZM90 75V74H89ZM93 75V74H92ZM141 75H143V74H141ZM167 75V74H166ZM178 75V74H177ZM188 75V74H187ZM211 75H212V70H211ZM45 76V75H44ZM71 76V75H70ZM94 76V75H93ZM111 76V75H110ZM153 76H155V75H153ZM169 76V75H168ZM167 76V77H168ZM182 76H184V74L182 75ZM189 76V75H188ZM200 76V75H199ZM213 76V75H212ZM253 76V75H252ZM261 76V75H260ZM259 76V77H260ZM10 77H11V75H10ZM9 77V78H10ZM13 78H14V76H12ZM12 77H11V79H12ZM19 77H20V74H19ZM22 77V76H21ZM51 77H52V74H51ZM72 77H73V75H72ZM77 77V76H76ZM81 77V76H80ZM83 77V76H82ZM176 77V76H175ZM255 77H257L256 75H255ZM259 77H257V78H259ZM17 78V77H16ZM45 78V77H44ZM78 78V77H77ZM120 78V77H119ZM157 78V77H156ZM162 78H163V76H162ZM169 78V77H168ZM236 78H237V76H236ZM23 79V78H22ZM53 79V78H52ZM55 79V78H54ZM53 79V80H54ZM61 79V78H60ZM72 79H74V78H72ZM82 79V78H81ZM136 79V78H135ZM143 79V78H142ZM165 79V78H164ZM183 79H184V77H183ZM198 79H199V77H198ZM225 79H227V78H225ZM228 79H229V77H228ZM235 79V78H234ZM15 80V79H14ZM17 80V79H16ZM20 80V79H19ZM52 80V81H53ZM62 80V79H61ZM134 80V79H133ZM180 80H181V78H180ZM190 80H191V78H190ZM223 80V79H222ZM86 81V80H85ZM111 81V80H110ZM124 81V80H123ZM137 81V80H136ZM168 81V80H167ZM179 81V80H178ZM182 81V80H181ZM180 81V82H181ZM189 81V80H188ZM199 81H201L200 79H199ZM220 81V80H219ZM229 81H231V80H229ZM243 81V80H242ZM241 81V82H242ZM17 82V81H16ZM25 80L23 81V83H22V81H21V83L23 84V85H25V87L27 86V84H25ZM38 82V81H37ZM43 82H45L44 80H43ZM47 82V81H46ZM55 82V81H54ZM90 82V81H89ZM160 82V81H159ZM177 82V81H176ZM215 82H217V80L215 81ZM226 82V81H225ZM244 83H245V81H243ZM262 82H263V80H262ZM29 83V82H28ZM50 83H53V82H50ZM70 83V82H69ZM148 83V82H147ZM152 83V82H151ZM167 83H169V81L167 82ZM172 83H174V82H172ZM191 83H192V81H191ZM220 83V82H219ZM243 83V84H244ZM248 83L250 84V85H258V81L257 80H255V79H253V78H249L248 79ZM15 84H17V83H15ZM20 84V83H19ZM116 84V83H115ZM120 84V83H119ZM127 84V83H126ZM138 84V83H137ZM149 84V83H148ZM154 84V83H153ZM157 84V83H156ZM181 84H182V82H181ZM223 84V83H222ZM231 84V83H230ZM261 85H262V83H260ZM259 84V85H260ZM33 85V84H32ZM87 85H89V84H87ZM91 85H92V83H91ZM144 85V84H143ZM142 85V86H143ZM158 85V84H157ZM168 85V84H167ZM246 85V83L244 84V86ZM29 86H30V84H29ZM49 86V85H48ZM118 86V85H117ZM135 86V85H134ZM141 86V85H140ZM172 86V85H171ZM180 86V85H179ZM185 86H187V85H185ZM243 86V85H242ZM248 86V85H247ZM20 87H22V86H20ZM31 87V86H30ZM34 87V86H33ZM35 87H37V86H35ZM43 87V86H42ZM89 87H90V85H89ZM144 87V86H143ZM148 87V86H147ZM153 87H154V85H153ZM165 87H166V85H165ZM165 87H164V89H165ZM182 87V86H181ZM217 87H219V86H217ZM226 87L228 88V86L226 85ZM260 87V86H259ZM258 87V88H259ZM92 88V87H91ZM125 88V87H124ZM145 88V87H144ZM149 88V87H148ZM156 88V87H155ZM168 88H169V86H168ZM167 88V89H168ZM170 88H172V87H170ZM179 88V87H178ZM220 88V87H219ZM219 88H217V89H219ZM230 88H231V85H230ZM27 89V88H26ZM35 89H37V88H33V91L35 92ZM38 89H41V88H38ZM83 89V88H82ZM132 89V88H131ZM162 89V88H161ZM183 89V88H182ZM238 89V88H237ZM261 89H263V88H260V91H261ZM23 91H25V89H23ZM75 91H76V89H75ZM89 91H90V89H89ZM92 91H93V89H92ZM98 91H99V89H98ZM133 91H134V89H133ZM136 91H137V88H136ZM155 91H156V89H155ZM157 91H159V89H157ZM168 91H169V89H168ZM173 91H175V88L173 89ZM185 91H186V89H185ZM235 91H236V89H235ZM242 91H243V89H242ZM251 91H252V89H251ZM258 91H259V89H258ZM257 91V92H258ZM31 92V91H30ZM37 92V91H36ZM68 92V91H67ZM74 92V91H73ZM131 92V91H130ZM183 92V91H182ZM181 92V93H182ZM225 92V91H224ZM228 92H230V89H228ZM232 92V91H231ZM233 92H234V89H233ZM233 92H232V94H233ZM237 92V91H236ZM236 92H234V93H236ZM240 92V91H239ZM247 92V91H246ZM26 93V92H25ZM42 93H44V92H42ZM47 93V92H46ZM54 93V92H53ZM79 93V92H78ZM128 93V92H127ZM143 93V92H142ZM159 93H161V92H158L156 95H158ZM185 93V92H184ZM220 93V92H219ZM222 93V92H221ZM226 93V92H225ZM248 93V92H247ZM255 93V92H254ZM254 93H252V94H254ZM260 93V92H259ZM14 94V93H13ZM38 94V93H37ZM40 94V93H39ZM133 94V93H132ZM170 94V93H169ZM231 94V93H230ZM231 94V95H232ZM240 94H242V95H244L245 94V92H244V94L243 93H240ZM257 94V93H256ZM263 95V93H260V95ZM41 95V94H40ZM40 95H38V96H40ZM80 95V94H79ZM175 95V94H174ZM236 95V94H235ZM246 95V94H245ZM251 95V94H250ZM250 95H248V99H249V96ZM258 95V94H257ZM12 97H13V95H11ZM15 96H16V94H15ZM42 97H44L43 95H41ZM99 96V95H98ZM123 96V95H122ZM133 96H134V94H133ZM137 96V95H136ZM151 96V95H150ZM159 96V95H158ZM168 96V95H167ZM171 96V95H170ZM169 96V97H170ZM180 96V95H179ZM206 96V95H205ZM225 96V95H224ZM232 96H234V95H232ZM231 96V97H232ZM237 96V95H236ZM235 96V97H236ZM239 96V95H238ZM247 96V95H246ZM27 97V96H26ZM42 97H41V99H42ZM162 97V96H161ZM241 97V96H240ZM245 97V96H244ZM244 97H242V98H244ZM256 97V96H255ZM0 98H2V97H0ZM14 98V97H13ZM20 98V97H19ZM44 98H46V97H44ZM53 98V97H52ZM60 98V97H59ZM86 98H88V97H86ZM135 97H133V99H134ZM199 98V97H198ZM224 98H228V97H224ZM237 98V97H236ZM235 98V99H236ZM242 98H237V101L238 100H243ZM251 98V97H250ZM262 98V97H261ZM55 99V98H54ZM70 99V98H69ZM81 99V98H80ZM129 99H131V98H129ZM147 99V98H146ZM170 99V98H169ZM201 99V98H200ZM255 99V98H254ZM253 99V100H254ZM257 99H258V97H257ZM5 100H7L6 98H5ZM31 100V99H30ZM46 100V99H45ZM49 100H51V98H49ZM61 100V99H60ZM67 100H68V98H67ZM66 100V101H67ZM87 100V99H86ZM228 100V99H227ZM234 100V99H233ZM240 100V101H241ZM65 101V102H66ZM70 101V100H69ZM79 101V100H78ZM97 101V100H96ZM118 101V100H117ZM144 101V100H143ZM236 101V100H235ZM257 101V100H256ZM255 101V102H256ZM262 101V100H261ZM264 101V100H263ZM4 102V101H3ZM11 102V101H10ZM53 102V101H52ZM57 102H58V100H57ZM136 102H137V99H136ZM135 102V103H136ZM142 102V101H141ZM163 102V101H162ZM243 102H245V101H243ZM248 102V101H247ZM246 102V103H247ZM30 103V102H29ZM43 103V102H42ZM55 103H56V100H55ZM230 103H232L231 101H230ZM254 103V102H253ZM258 103H260V102H258ZM34 104V103H33ZM65 104V103H64ZM68 104H73V103H68ZM131 104V103H130ZM148 104V103H147ZM250 104V103H249ZM248 104V105H249ZM255 104V103H254ZM253 104V105H254ZM257 104V103H256ZM262 104V103H261ZM58 105H59V102H58ZM61 105V104H60ZM141 105V104H140ZM148 105H150V104H148ZM227 105V104H226ZM238 104H236V106H237ZM246 105V104H245ZM251 105H252V103H251ZM30 106H32V105H30ZM64 105L62 104V107H63ZM71 106V105H70ZM69 106V107H70ZM115 106V105H114ZM151 106H154V105H151ZM29 107V106H28ZM33 107V106H32ZM32 107H31V109H32ZM35 107V106H34ZM72 107V106H71ZM112 107V106H111ZM147 107V106H146ZM155 108H153V109H155L156 110V108H158V107H156V106H154ZM231 107V106H230ZM230 107H229V109H230ZM250 107V106H249ZM11 107H8V109H10ZM65 108V107H64ZM75 108V107H74ZM145 108V107H144ZM148 108V107H147ZM147 108H145V109H147ZM225 108V107H224ZM246 108V107H245ZM252 108V107H251ZM14 110V112L15 113H11V115L10 114H8V112H7V114L5 115H2L1 117H0V128H3V127H5L7 124H9L10 122H15V124H19V125H22V126H24L25 128H27V129H29V130H31V131H35L36 133H37V135H39V136H43V137H45L46 139H50V140H53V145L54 146H56V147H62L63 145H65V144H67V145H69L70 146V149H71V152L72 153H74V154H76V155H81V156H84V157H86L87 159H89V160H95V159H97V160H99L101 163H102V167L106 170V171H108V173H109V170H108V168H107V162H108V154L106 153V152H104L102 149H100L99 147H97V145H91V144H85V143H79L78 141H76V140H74V142H72V141H67V139H66V137H67V134H68V132L65 130V131H59L58 130V128L52 123V122H44V120H42L41 119V116L39 115V114H37V119H38V121L35 123V124H30V122H27V119L25 118V116H26V114H25V111H26V109L25 108H15V106H14V108L12 107L11 108V110ZM30 109V108H29ZM37 109V108H36ZM69 109H71V108H69ZM130 109H132V108H130ZM129 109V110H130ZM134 109H136V108H134ZM151 109V108H150ZM158 109H160V108H158ZM158 109H157V112H158ZM247 109V108H246ZM253 109H254V107H253ZM252 109V110H253ZM40 110V109H39ZM84 110H86V111H89V112H91L92 114H91V117L90 118H88V119H93L94 120V122H96L97 123V121L98 120H101V122H104L105 120L103 119L104 117H102L101 115H100V109L97 107V106H88V107H84L83 109H82V111H84ZM235 110H237V109H235ZM249 109H247V111H248ZM252 110H251V113H252ZM259 110V109H258ZM263 110V109H262ZM9 111V110H8ZM37 111V110H36ZM76 111V110H75ZM86 111H84V113L86 112ZM128 111V110H127ZM133 111V110H132ZM152 111V110H151ZM238 111V110H237ZM240 111V110H239ZM238 111V112H239ZM243 111V110H242ZM242 111H241V113H242ZM246 111V110H245ZM245 111L243 112L244 114H245ZM255 111V110H254ZM254 111H253V114H254ZM257 111V110H256ZM17 112V113H16ZM28 112H30V111H28ZM73 112V111H72ZM160 112V111H159ZM228 112V111H227ZM260 113V115H261V118H262V115H264V114H262L260 111H257V113ZM75 113H77V112H75ZM79 113V112H78ZM105 113L107 114V115H109V112L106 110L105 111ZM149 113H151L150 111H149ZM232 113V112H231ZM250 113V114H251ZM256 113V112H255ZM256 113V114H257ZM85 114H89L88 112L87 113H85ZM152 114V113H151ZM28 115V114H27ZM150 115V114H149ZM154 115V114H153ZM249 115V114H248ZM260 115H258L259 117H260ZM75 116V115H74ZM81 116V115H80ZM169 116V115H168ZM239 116V115H238ZM246 118H247V116L246 115H244ZM252 117H254L253 115H251ZM256 116V115H255ZM83 117H84V115H83ZM250 117V116H249ZM251 117V119L253 120V118ZM82 118V117H81ZM240 119V118H239ZM248 119V118H247ZM83 120V119H82ZM148 120V119H147ZM243 120V119H242ZM251 120V121H252ZM257 120V119H256ZM163 121H166V120H163ZM246 121V120H245ZM253 121H255V119L253 120ZM93 122V121H92ZM99 122V121H98ZM259 122V121H258ZM91 123V122H90ZM107 122L105 121V124H106ZM99 124V123H98ZM254 124V123H253ZM44 125H46L49 129H51V131L49 132V131H46L45 129V127H44ZM96 125V124H95ZM100 126H102V125H100ZM17 127V126H16ZM99 127V126H98ZM103 127V126H102ZM258 127V126H257ZM7 128V127H6ZM45 128V129H44ZM114 128V127H113ZM117 128V127H116ZM19 129V128H18ZM24 129V128H23ZM104 129H105V127H104ZM115 129V128H114ZM257 129V128H256ZM259 129V128H258ZM262 129H264V128H262ZM261 129V130H262ZM108 130V128L106 129V130H104V133L105 134H111V133H114L113 131L112 132H109V131H107ZM117 130V129H116ZM23 131V130H22ZM259 132H260V130H258ZM3 132V131H2ZM24 132H26L25 131V129H24ZM4 133V132H3ZM20 133V132H19ZM31 133V132H30ZM56 133H60V135H61V137L62 138H60V137H56ZM103 133V134H104ZM262 133V132H261ZM7 134V133H6ZM22 134V133H21ZM104 134V135H105ZM263 134H264V131H263ZM2 135V134H1ZM123 135H125V134H123ZM4 136V135H3ZM22 136V135H21ZM93 136V135H92ZM115 136V135H114ZM120 136H122V135H120ZM119 136V137H120ZM260 136V135H259ZM6 137V136H5ZM4 137V138H5ZM14 137V136H13ZM28 137V136H27ZM32 137V136H31ZM42 137V138H43ZM118 137V139L119 140H121V141H123L122 139H120V138H123V136L122 137H120L119 138ZM128 137V136H127ZM105 138V137H104ZM188 138V137H187ZM21 139V138H20ZM44 139V138H43ZM127 139H129V138H127ZM131 139H133V138H131ZM2 140V139H1ZM30 140H31V138H30ZM42 140V139H41ZM103 140V139H102ZM17 141V140H16ZM129 141V140H128ZM131 141V140H130ZM133 141V140H132ZM131 141V142H132ZM11 142V141H10ZM9 142V143H10ZM14 142V141H13ZM21 142V141H20ZM110 142V141H109ZM137 142V141H136ZM5 143V142H4ZM3 143V144H4ZM44 143V142H43ZM172 143V142H171ZM34 144V143H33ZM135 144V143H134ZM138 144V143H137ZM10 145H12V144H10ZM17 145V144H16ZM125 145L126 146H131L133 149H134V151L136 152V155L138 156V154H139V148H137V146H135V145H133V144H129L128 142L126 143L125 142ZM191 145V144H190ZM9 146V145H8ZM20 146V145H19ZM24 146V145H23ZM152 146V145H151ZM21 148H22V146H20ZM16 148V147H15ZM20 148V149H21ZM104 148V147H103ZM131 148V149H132ZM195 148V147H194ZM34 149V148H33ZM32 149V150H33ZM155 149V148H154ZM195 149H197V148H195ZM18 150V149H17ZM23 150V149H22ZM36 150H38V149H36ZM156 150V149H155ZM160 149H158V151H159ZM163 150V149H162ZM170 150H171V148H170ZM7 151V150H6ZM19 151V150H18ZM21 151V150H20ZM158 151H156V152H158ZM161 151V150H160ZM28 152V151H27ZM161 152H164V151H161ZM180 152V151H179ZM4 153H5V151H4ZM3 153V154H4ZM10 153V152H9ZM31 153H33V152H31ZM17 154H18V152H17ZM39 154V153H38ZM164 154H165V152H164ZM10 155V154H9ZM19 155V154H18ZM20 155H22V154H20ZM29 155V154H28ZM34 155H36V154H34ZM153 155V154H152ZM156 155V154H155ZM11 156V155H10ZM40 156V155H39ZM157 156V155H156ZM168 156V155H167ZM240 156V155H239ZM26 157V156H25ZM36 157V156H35ZM47 157V156H46ZM154 157V156H153ZM160 157V156H159ZM177 157V156H176ZM225 157V156H224ZM23 158V157H22ZM150 158V157H149ZM161 158V157H160ZM159 158V159H160ZM38 159V158H37ZM111 159V158H110ZM116 159V167H114L115 168V173L114 174H110V175H112L114 178H117L118 177V175H116L117 173H124V174H127L128 175V177H130V176H132V175H134L135 174V171L134 170H125V169H122L121 167H120V165H119V158H115ZM151 159V158H150ZM158 159V158H157ZM163 159V158H162ZM238 159V158H237ZM240 159V158H239ZM26 160V159H25ZM29 160V159H28ZM122 160V159H121ZM24 161V160H23ZM160 161H162V160H160ZM179 161V160H178ZM237 162V161H236ZM49 163V162H48ZM94 164V163H93ZM136 164V163H135ZM152 164V163H151ZM167 164H169V163H167ZM1 162H0V167H1ZM5 166L4 167H7L8 168V172H7V174H3V175H1L0 176V189L2 188L6 193H8V194H13V193H16V192H18V191H16L15 192V190H14V187H16V186H18L19 188H20V190L22 191V190H25V191H32V193H33V195L35 196V198H36V201L37 202H40L41 201V197L40 196H38V194H36V193H38V192H36L35 190H32V189H30V187H29V184H28V182L26 181V178L25 177H27V176H23V175H21L19 172H18V169L20 168V167H24L25 165L23 164V163H21V162H19V163H17V164H11L10 165V163H7V164H4ZM49 165H51V166H54V163H52V162H50V164ZM172 165V164H171ZM168 166V165H167ZM186 166L190 169H196V167L194 166V165H192L190 162H187L186 163ZM221 166H223V164L222 165H220V167ZM225 166V165H224ZM245 166V165H244ZM175 167H176V165H175ZM113 168V167H112ZM176 168H178V167H176ZM185 168V167H184ZM137 169V168H136ZM206 169V168H205ZM183 171V170H182ZM187 171H188V169H187ZM206 171V170H205ZM176 172V171H175ZM185 172V171H184ZM141 173H142V171H141ZM175 174V173H174ZM189 174V173H188ZM202 174V173H201ZM200 175V174H199ZM211 175V174H210ZM212 176L213 175H211V178H212ZM139 177V176H138ZM202 177V176H201ZM188 180L192 183V184H195V183H197V184H199V185H205V183H203V180H199V178H196L195 176H194V174H192V175H189L188 177ZM225 178V177H224ZM232 178V177H231ZM215 179V178H214ZM211 181H212V179H211ZM219 181V180H218ZM222 181V180H221ZM232 181V180H231ZM147 182V181H146ZM262 182V181H261ZM207 183V182H206ZM214 183L215 184H218V183H216L215 181H214ZM222 183V182H221ZM8 184H11V186H7ZM209 185H210V181H209V183H208ZM220 184V183H219ZM128 188H131L132 187V185H133V182L132 181H129L128 182ZM147 185V184H146ZM177 185V184H176ZM197 186V185H196ZM210 186H212V185H210ZM215 186H220V185H215ZM223 186V185H222ZM184 187H186V186H184ZM198 187V186H197ZM226 187V186H225ZM264 188V187H263ZM222 189H224V188H222ZM228 189V188H227ZM112 190H114V193L115 194H120V193H122V191L120 190V188H118V187H114L113 186V188H112ZM219 190H221V187H220V189ZM229 190V189H228ZM169 191V190H168ZM167 191V192H168ZM172 191H174L173 189H172ZM193 191H195V190H193ZM226 191V190H225ZM20 192V191H19ZM207 192V191H206ZM222 191H220V193H221ZM190 193V192H189ZM219 193V192H218ZM93 194V193H92ZM176 194V193H175ZM182 194V193H181ZM222 194V193H221ZM221 194H220V197H221ZM228 194V193H227ZM226 194V195H227ZM190 195H191V193H190ZM229 195V194H228ZM238 195V194H237ZM198 197H201V196H198ZM219 197V196H218ZM217 197V198H218ZM225 197V196H224ZM208 198H209V196H208ZM200 199V198H199ZM116 200V199H115ZM201 200V199H200ZM212 200V199H211ZM238 200V199H237ZM245 200H247V199H245ZM45 201V200H44ZM117 201V200H116ZM203 201V200H202ZM238 201H240V200H238ZM10 202V201H9ZM125 202L126 203H128V199H125ZM247 202H250V201H247ZM166 203V202H165ZM206 203V202H205ZM218 203V202H217ZM225 203H227V202H225ZM224 203V204H225ZM244 203V202H243ZM242 203V204H243ZM228 204V203H227ZM250 204V203H249ZM253 204H255V203H253ZM0 205L2 206V211H8L12 216H14V217H16V218H19V219H21V218H24V216H22V215H19L14 209H15V207H13L12 205L10 206V205H8L4 200H0ZM14 205V204H13ZM219 205V204H218ZM256 205H258V204H256ZM17 206H18V204H17ZM207 206H208V204H207ZM210 206V205H209ZM222 206V205H221ZM225 206V205H224ZM249 206V205H248ZM247 206V207H248ZM252 206V205H251ZM255 206V205H254ZM253 206V207H254ZM259 206V205H258ZM43 207V206H42ZM226 207V206H225ZM238 207H239V205H238ZM250 207V206H249ZM211 210H213V211H215L216 212V210H215V208H212V207H209ZM260 208V207H259ZM52 209V208H51ZM240 209V208H239ZM250 209V208H249ZM253 209V208H252ZM255 209V208H254ZM261 209H264V208H261ZM35 210L37 211V209L35 208ZM34 210V211H35ZM48 211V210H47ZM46 211V212H47ZM240 211H241V209H240ZM258 211V210H257ZM52 212V211H51ZM25 213H28L26 210H25ZM226 213H227V211H226ZM240 213V212H239ZM43 214H44V212H43ZM46 214V213H45ZM51 214H53V213H51ZM47 215V214H46ZM217 215V214H216ZM230 215V214H229ZM259 215H261V214H259ZM37 216H38V214H37ZM43 216V215H42ZM77 216V215H76ZM112 216V215H111ZM218 216H219V219H220V221L221 222H223V223H225L227 226H231L225 219H224V217H223V215L222 214H218ZM263 216V215H262ZM153 217H154V215H153ZM53 218V217H52ZM74 218V217H73ZM131 218H132V221L134 222V223H138L141 227H144V228H148L149 227V213H148V211L146 210V209H144V208H142V207H138V208H136L133 212H132V214H131ZM156 218L161 222V218L159 217V216H157L156 215ZM229 218H231V217H229ZM75 220H77L76 218H74ZM247 219V218H246ZM234 220V219H233ZM248 220V219H247ZM261 220V219H260ZM67 221V220H66ZM174 221V220H173ZM178 223H181L182 224V222L180 221V220H176ZM263 221V220H262ZM231 222V221H230ZM248 222V221H247ZM58 223V222H57ZM184 223V222H183ZM249 223H251V221L249 222ZM248 223V224H249ZM80 224V231L81 232H84L85 230H84V224H82V223H79ZM253 224V223H252ZM251 224V225H252ZM255 224V223H254ZM238 225V224H237ZM257 227V226H256ZM78 228V227H77ZM257 233V232H256ZM97 234V233H96ZM111 234V233H110ZM206 234V233H205ZM141 235H142V237L144 238V240H150V241H155V242H162V245H163V248L165 249V251L166 252H170V251H172L173 253L176 251V250H181L184 254H186V256H187V260L188 261H196L195 260V258L193 257V255H192V253H191V251H190V248H189V246L186 244V243H184V242H182V241H180L178 238H176V237H173L172 235H170V234H168V233H166V232H160V234H154L153 232H146V233H141ZM218 236V235H217ZM216 236V237H217ZM75 237H77V236H75ZM74 237V238H75ZM257 237V236H256ZM96 238V237H95ZM109 238V237H108ZM209 238V237H208ZM77 239V238H76ZM113 239V238H112ZM213 239V238H212ZM110 240V239H109ZM167 241H169L170 242V244H166V242ZM214 241V245H215V247L217 248V258H216V261L218 262V264H234V256H233V254H232V249H230L229 247H227V246H225L219 239H215V240H213ZM106 242V241H105ZM70 243V242H69ZM16 244V243H15ZM72 244V243H71ZM77 244H79V245H81V243L80 242H77ZM106 244V243H105ZM110 244V243H109ZM146 246V245H145ZM241 246V245H240ZM168 247V248H167ZM81 249V248H80ZM89 251V250H88ZM119 251V250H118ZM92 252V251H91ZM127 252V251H126ZM146 253V252H145ZM239 253V252H238ZM246 253V252H245ZM69 254V253H68ZM79 254V253H78ZM83 254V253H82ZM247 254V253H246ZM208 255V254H207ZM70 256V255H69ZM84 257V256H83ZM86 257H88V256H86ZM173 257V256H172ZM196 257V256H195ZM214 259V258H213ZM72 260L73 261H76L77 260V257H76V255L75 256H73L72 257ZM101 261V260H100ZM214 261V260H213ZM104 262V261H103ZM71 263V262H70ZM81 263V262H80ZM86 263H87V261H86ZM96 263H97V261H96ZM130 264H138L137 262H136V260H134V259H132V260H130V262H129ZM38 264H43V263H38ZM72 264V263H71ZM158 264H163V262H159ZM185 264V263H184Z\"/></svg>","mask_w":264,"mask_h":264},{"label":"crops","instance_id":"obj_3","mask_svg":"<svg viewBox=\"0 0 264 264\" xmlns=\"http://www.w3.org/2000/svg\"><path fill=\"white\" fill-rule=\"evenodd\" d=\"M167 217H170V218L172 219V218H175V217H176V215H175V214H173L172 212H171V213L169 212V214L167 215Z\"/></svg>","mask_w":264,"mask_h":264}]
</instances>
